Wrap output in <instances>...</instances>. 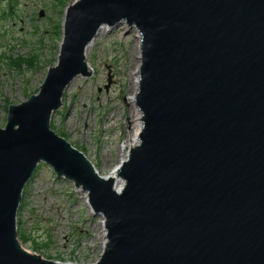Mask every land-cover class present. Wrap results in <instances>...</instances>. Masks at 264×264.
Listing matches in <instances>:
<instances>
[{
	"label": "water",
	"instance_id": "water-1",
	"mask_svg": "<svg viewBox=\"0 0 264 264\" xmlns=\"http://www.w3.org/2000/svg\"><path fill=\"white\" fill-rule=\"evenodd\" d=\"M121 24L139 34L140 126L115 181L50 121L69 83L93 74L100 27ZM61 28L56 63L0 128V264H73L18 236L40 163L103 216L92 264H264V0H72Z\"/></svg>",
	"mask_w": 264,
	"mask_h": 264
},
{
	"label": "rangeland",
	"instance_id": "rangeland-1",
	"mask_svg": "<svg viewBox=\"0 0 264 264\" xmlns=\"http://www.w3.org/2000/svg\"><path fill=\"white\" fill-rule=\"evenodd\" d=\"M71 1L0 0V128L6 122V106L37 94L48 67L56 63L64 11ZM93 39L85 56L93 74L69 83L50 124L106 177L125 161L123 144L139 131L137 86L132 82L140 64L139 34L121 24L105 27ZM15 61L19 67L11 63ZM25 190L19 228L37 242H47L39 252L44 258L73 264L98 260L105 241L104 218L92 211L73 182L40 163ZM24 247L33 251L32 242Z\"/></svg>",
	"mask_w": 264,
	"mask_h": 264
},
{
	"label": "trees",
	"instance_id": "trees-1",
	"mask_svg": "<svg viewBox=\"0 0 264 264\" xmlns=\"http://www.w3.org/2000/svg\"><path fill=\"white\" fill-rule=\"evenodd\" d=\"M10 14H12V13H10ZM2 18H5V17H2ZM11 63H13L15 66L19 67L20 61H15V62H11ZM7 106H8V105H7ZM7 106H6V107H7ZM51 127H52V126H51ZM24 190H25V188H24ZM24 190H23V195H24V197H25V195H26V190H25V191H24ZM23 195H22V196H23ZM23 203H24V202H23ZM22 207H23V204H20L18 210H19V209H22ZM20 223H21V222H20V220L18 219V212H17V227H18V236H19L20 241H21L22 244H24V245H25L26 243H28V242H32V249H33L35 252H38V253H39L41 248L47 246V242H44V243H42V242H37V241L35 240V238L30 237L28 234H26V233L20 231V228H19Z\"/></svg>",
	"mask_w": 264,
	"mask_h": 264
},
{
	"label": "bare ground",
	"instance_id": "bare-ground-1",
	"mask_svg": "<svg viewBox=\"0 0 264 264\" xmlns=\"http://www.w3.org/2000/svg\"><path fill=\"white\" fill-rule=\"evenodd\" d=\"M105 27H107V26H102V27H100V29L98 30V32L97 33H100ZM93 43H94V39L88 44V46H87V48H86V51H85V56H86V54L88 53V51H89V49L91 48V46H93ZM88 67H89V65H88ZM90 68V67H89ZM135 78L133 79V80H135V81H132L133 82V85H134V87H136L137 85V81L136 80H138L137 78H138V76L137 75H135L134 76ZM132 90V89H131ZM132 92V91H131ZM130 92V93H131ZM131 99V98H130ZM139 113V112H138ZM137 113V114H138ZM136 132V131H135ZM132 135H130L129 137H128V139H127V141H125L124 142V146H125V153H124V156H123V159H125L126 157H125V155H126V153L128 152V150H127V146L129 145L130 147H131V145H132V143H133V138H134V136L136 137V133H134V135H133V133H131ZM127 143V144H126ZM134 145V144H133ZM132 145V146H133ZM129 147V148H130ZM127 151V152H126ZM122 159V160H123ZM122 162V161H121ZM117 170V169H116ZM116 170L110 175L111 177H114V179H115V181H119V179H118V175L116 174ZM73 182V181H72ZM80 190V189H79ZM81 191V190H80ZM83 194H84V196H85V201L87 202V205L89 204L88 203V201H87V196H86V192H83V191H81ZM88 206H90V205H88ZM90 208V207H89Z\"/></svg>",
	"mask_w": 264,
	"mask_h": 264
}]
</instances>
